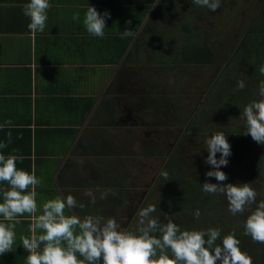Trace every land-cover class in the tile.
Instances as JSON below:
<instances>
[{"label": "crops", "instance_id": "obj_1", "mask_svg": "<svg viewBox=\"0 0 264 264\" xmlns=\"http://www.w3.org/2000/svg\"><path fill=\"white\" fill-rule=\"evenodd\" d=\"M147 1L49 0L45 30L36 34L28 27L17 31L13 10L3 8L0 13V125L12 121V126L0 129V143H8L7 134H12L11 143L0 154L23 156L16 162L17 169L30 174L34 170L42 180L36 187L38 210L34 215L42 214L48 200L68 194L85 207L66 208V216L94 215L117 221L127 211L130 127L125 61L142 54L137 43L149 13L115 64L110 61L111 38L122 27L135 24V10L142 11L140 7ZM90 6L101 14L110 13L103 38L88 33L83 24ZM77 13L79 20H73ZM24 18L28 25L30 19ZM131 81L133 91H138L142 83L138 85L135 77ZM8 189L6 181L0 182V203ZM88 189L96 193L95 204L85 195ZM101 191L109 192L106 199H100ZM18 219L12 251L0 255V264H27L29 253L21 237H31L33 214ZM0 223L13 222L0 216ZM41 234L38 229L36 235ZM77 257L83 259L78 253Z\"/></svg>", "mask_w": 264, "mask_h": 264}, {"label": "clouds", "instance_id": "obj_2", "mask_svg": "<svg viewBox=\"0 0 264 264\" xmlns=\"http://www.w3.org/2000/svg\"><path fill=\"white\" fill-rule=\"evenodd\" d=\"M221 2L222 0H192V3L207 7L212 12L221 7ZM50 8L49 0H29L24 5L23 14L30 19L27 27L32 34L44 32ZM109 18L108 11L101 14L94 6H90L83 24L88 33L103 38L106 20ZM73 20H79V13L73 16ZM126 23L130 25L131 20ZM131 35L132 30L121 32V38ZM259 73L264 76V65L260 66ZM244 87V81L237 85L238 90ZM259 96V101H252L242 110L240 120L244 123V135H251L254 141L264 145V80L259 82ZM10 126L12 121L8 120L0 125V129ZM7 136L8 143H11V132ZM8 143H0V149L7 148ZM205 143L209 153L205 162L214 169L208 171L206 176L215 177L218 183L205 182L202 191L225 195L231 214H243L246 209L256 204L258 192L249 183H222L227 180V174L220 168L227 166L228 157L232 154L231 145L224 133H214ZM217 153L221 154L219 159ZM23 159V156L5 157L0 154V182L6 181L10 185V189L3 192L0 216L5 221L13 222L0 223V255L12 251L16 237L15 228L20 223L18 217L29 213L33 214L34 220L30 226L32 235L30 238L21 237L22 246L29 253L27 264H98L101 260L102 264H217V261L220 264H252V258L239 248L240 241L234 233L223 237L222 246L215 245L220 237V229L210 228L207 232L181 231L171 219L162 223L153 218L151 214L156 211L154 205L138 212L139 235L121 229L115 218L105 219L94 215L83 218L76 215L66 216V208L85 207L72 194L48 200L43 204L42 214L36 216V187L42 184V180L37 178L34 170L30 174L17 169V160ZM161 175L167 180V172H162ZM85 195L90 198V203L95 204L97 197L92 189H88ZM108 195L109 192L101 191L100 199H106ZM195 216L199 218V210L195 212ZM244 228L245 234L250 235L253 241L264 243V200L247 217ZM38 229L43 234L37 236ZM153 233H159V236ZM167 249L171 250V258L166 252ZM77 253L83 257L82 260L78 259Z\"/></svg>", "mask_w": 264, "mask_h": 264}, {"label": "rangeland", "instance_id": "obj_3", "mask_svg": "<svg viewBox=\"0 0 264 264\" xmlns=\"http://www.w3.org/2000/svg\"><path fill=\"white\" fill-rule=\"evenodd\" d=\"M247 7H250V4H240V6L236 8L239 13L234 19L229 15L228 10H225L223 14L215 13L208 18L202 16V14L200 15V13L193 12V20L198 18L202 20V22L197 25V32L203 35V39L205 38V40H208L209 48L216 54L215 64L213 63V65L185 67L179 64H169L168 68L170 69L167 73L169 75L166 77L165 71L168 68L164 69L163 65L159 62L161 52L157 51L153 53L158 49L151 44L147 45L148 52L143 51L141 56H137L136 58L133 57L132 62H125L129 66L135 68L138 66V68H140L136 71L142 83L138 88L141 89L142 87L146 90L145 92L139 91V93H143L142 97L152 94L154 90H157L156 94L160 97H168L169 94L170 96L175 95L174 99L179 101V103L176 104L177 106L175 109H171V113L178 114L179 118H174L173 120V118H166L161 114L160 118L156 119V122H159L160 126L168 132V135H161L160 140H157L148 151L145 150L142 152L139 149H132V146L131 150H128V156L130 158L128 160V168L132 170V174L128 176L130 178L129 186L134 184L137 188L133 186L127 188L125 191V197H127L128 200V216H126V213H121L122 218L117 219V223L121 228H124V226L127 227L126 219H128L129 232L139 235L140 218L138 212L140 211L141 203L143 206L142 208L154 205L156 211L151 215L162 223H167V220L171 219L180 227L181 231L203 230L207 232L210 228L220 229V233L236 231L237 239L247 238L242 240V247L238 245L242 252L247 253L255 260H262L264 257V252L262 250L255 255H251L250 248L246 245L252 240L248 241L251 239V236L245 234V230H242V224L246 222L250 214H246L244 219L242 214L232 215L228 210V201L225 195L215 194L214 198V202L217 201V205L222 210V213L213 206L205 207L208 204L202 203V198H200V200H193L191 197L188 198L187 201H185L186 198L182 201L179 200L181 197H178L179 195H183V190L190 185V182H195L194 179L197 181L204 179L206 182L213 184L218 183L215 177L206 176L208 171L214 169L210 164L205 162L209 155L205 141L217 132L224 133L230 144L234 142V148L231 146L232 154L228 157L229 163L227 166H221L220 168L221 171L227 174V180L222 183L241 184L243 166L246 162L258 168L256 173L250 170L253 183L264 180V170H260L261 168L264 169V145L257 143L252 137H250L251 140L245 141V128L243 121L240 120V116L230 115V112L222 113V111L220 112L218 111L219 109H217L222 108L223 105L228 103V101H226L227 97H231V93L233 92L230 91L231 85H228V83L230 82L229 80L233 79L232 77L235 73L231 71H226V73H224L223 66L235 68L237 65L238 59L235 58L236 60H234L232 58V51L236 46V35L238 36L237 39L240 40L242 38L248 28L246 21L254 15V11L251 10L248 12L246 9ZM187 22H189V20H187ZM259 25V23L255 24V26ZM168 32H171L172 37L165 43L158 44V46L161 47L162 50H166L165 53H172L173 51H177V46L183 40L182 32L179 28L173 31H169V29L168 31L166 29L162 31V33L166 34ZM203 32L205 33L203 34ZM260 43L261 42L255 45L259 46ZM256 49H259L257 52L264 51L260 46ZM147 54H152V58L148 60ZM245 55L248 54H244V56ZM263 56L264 54L260 55V57ZM138 58V61L133 62ZM242 61L246 62V65H244L245 69H240V73L245 76L242 81L245 83V88L250 89L251 87L249 84H252V77H255L256 74L255 71L250 74V70L248 71V68L246 69L247 66L253 68L249 66L247 60L240 59V63H242ZM252 61V66H257V63L254 62V60ZM258 64L259 68L261 64ZM262 64H264V62H262ZM221 77L222 80H220ZM262 80H264V76H262ZM216 81L224 82L222 84V86H224L221 87L223 90L220 87L219 89L213 88ZM149 82L150 84H148ZM172 88L174 92H171L170 89ZM160 91L163 92L162 95ZM209 93L210 95L207 96ZM223 98L224 100H222ZM217 100L222 101L219 102L221 105H215L216 108L211 103H215ZM256 101H259L258 95ZM164 108L167 109V106H164ZM214 108L215 110H213ZM196 110L199 113L196 114ZM190 123L192 124V129L190 130L193 133L186 134L188 137L187 140L182 141V132L185 131L184 129H186ZM220 155V153H217V159L220 158ZM168 164L170 165L168 166ZM136 169H138V171H136V175L138 174V176L135 175ZM162 172L168 173L167 180L161 175ZM153 180H155V187L152 188V186H150L147 188L148 185L152 184ZM149 188L153 189L151 193H154L153 199L151 196L148 197L144 195L141 197L139 195L142 191L146 193V190ZM140 199L142 200L141 203L139 202ZM214 202L212 201V203ZM197 210H199L200 215L205 219H197L195 216ZM182 213L187 215H181ZM218 213H220L218 220L217 218H210ZM210 224L211 226L208 227L207 225ZM153 235L157 236L159 233H153ZM223 237L225 236H220L218 238V245L222 246ZM207 238V235H205V239ZM166 252L171 258V250L167 249ZM217 264H220V261H217Z\"/></svg>", "mask_w": 264, "mask_h": 264}, {"label": "flooded vegetation", "instance_id": "obj_4", "mask_svg": "<svg viewBox=\"0 0 264 264\" xmlns=\"http://www.w3.org/2000/svg\"><path fill=\"white\" fill-rule=\"evenodd\" d=\"M244 4L246 5L247 3L250 4V7H247L246 9L249 11L253 10L254 11V15L251 18H248L247 22V26L248 28L246 29L245 33L248 31V29L250 28V26H255V24L259 23V24H263L264 25V0H222L221 2V7L219 9H217L216 12H212L210 9H208L207 7H202V6H198L194 3H192V0H159L158 4L156 6L153 7V9L151 11H149V17L148 19H146L144 21V24L139 32V39H138V47L141 48L143 51L148 52L149 50L147 49V45L151 44L154 45L155 48H157L159 50L158 44H163L165 43L168 39H170V37H172L171 32H168L167 34H161L162 31H164L165 29L168 31H173L176 28H182L184 29L186 32H188L189 34H196L197 30H198V23H201L202 20L201 18L198 19H192V16H194L193 12H197L200 13V15L202 14V16L205 17H210L212 15H214L215 13H221L223 14V12L225 10H228L229 15H231V17H233V19L236 17V15H238L239 11L238 8L240 6V4ZM182 10V11H180ZM245 11V10H244ZM184 12V13H183ZM183 13V14H182ZM187 20H189V22H187ZM209 24V22H208ZM244 33V34H245ZM244 36H242V38L239 40L237 39L238 36L236 35V46L235 49H233L232 51V55H233V59H246L248 55L244 54H249V55H253L255 56L257 50L256 48H259V46L261 48L264 49V35L262 36H251L253 38V40H260V45L258 47H255L253 44V41L251 39L250 41V45H247L246 47L244 46V49H242L241 52H237V49L239 48V46L241 45V43L243 42ZM194 38L196 39V35H193V38L190 35V38L187 39L188 41V45L186 46L187 48H189L190 50L193 47V44H195L194 42ZM208 40H202L201 43L204 44L206 47ZM183 42V40H182ZM155 50L154 52L158 51ZM206 50V49H205ZM153 52V53H154ZM175 52V51H173ZM260 55L264 54V51H260L258 52ZM148 55V54H147ZM152 58V54L147 56V59H151ZM138 59H135L133 62L138 61ZM232 60V59H231ZM126 61H130L132 62V58L131 59H127ZM125 61V62H126ZM233 61V60H232ZM213 65V64H212ZM199 66V65H195ZM203 66H207L206 64H204ZM126 67V73H127V82H128V87H127V97H126V107H127V114H128V125H129V138H128V150H131V146L132 149H139L142 152L143 151H148L149 149H151L154 145V143L157 140H160L161 135L165 136L168 132L165 131L164 128H162L159 124V122H156L157 118H160L161 114H163L166 118H179L178 114H172L171 109H175V107L177 106L176 104L179 103V101H176L174 99V96H170V94L168 95V97H160L158 96L157 90L152 93V94H148L146 97H142L143 93H139V91H146L145 88L139 89L138 91H133V85H132V79L133 77L136 78V82L139 85V77L138 74H136V71L139 70L140 68H138V66L133 67V66H125ZM187 67H191V66H187ZM223 72L226 73V71H231L232 73H238L239 67L236 65L235 68L233 67H225V65L223 66ZM255 71L254 67H253V72ZM143 75V74H142ZM133 76V77H132ZM222 80V77L221 79ZM215 81V80H214ZM230 82L228 83V85H231V90L233 91L231 93V97H227L228 104L234 103L233 101V95H237L238 94V90H237V86L236 84H234L231 80H229ZM217 82V83H216ZM215 82V86L213 88L215 89H219V87H223L222 84L224 82ZM252 83V81H251ZM250 85V89L246 88V90H250L252 92L253 96H248L246 97L245 101L251 103L252 101H256L257 95L259 100L261 99V97L259 96V85L255 86L252 84ZM175 86V85H174ZM212 89V88H210ZM223 90V88H221ZM245 89V87L243 88V90ZM171 92L173 90L170 89ZM214 91V90H213ZM229 92V91H228ZM228 92H226L227 94H229ZM215 93V92H213ZM210 93L207 95L209 96ZM224 95V94H223ZM255 96V97H254ZM163 99V100H161ZM224 100V98L222 99ZM221 100V101H222ZM221 101H216L215 103H211L212 105H221L219 104V102ZM251 101V102H250ZM164 106H167V109L164 108ZM216 107V106H215ZM217 108V107H216ZM198 109V108H197ZM199 113L196 110V114ZM217 115V114H216ZM215 115V116H216ZM220 115V114H218ZM234 116H239V115H235ZM241 116V115H240ZM195 117V114H194ZM190 125V124H189ZM189 125L187 126L186 129H184L185 131H183V135H182V139H184L183 137L190 133L192 134V131H187ZM168 135V134H167ZM245 141H249L251 140L250 137L251 136H245ZM188 138V137H187ZM187 138H185V140H187ZM146 139V141H145ZM159 142V141H158ZM135 143V144H133ZM232 146V148H234V142L230 144ZM130 159V158H129ZM128 159V160H129ZM170 164H168L169 166ZM258 168L254 165H252L251 163L247 164L244 163L243 166V175L241 177V184L244 183H249L250 186L256 190L258 192L257 198H256V204H253L251 206V208L246 209V211L242 214L243 219L246 217V214H251L252 211L255 210L256 206L259 204L260 201L264 200V180H261L260 182H254L252 181L251 175H250V170L253 172H257ZM168 170V168H167ZM260 170H264V169H260ZM136 171H138V169L135 170V175H136ZM127 176H126V190L129 187H136L134 184L129 186V182H130V178L128 176H130L132 174V170H130L127 167ZM264 175V174H263ZM138 176V174L136 175ZM195 182H190V185L188 187H186L183 190V195H179L178 197H181V199L179 200H184L186 198L185 201H187L188 198H193V200H200V198H202V203H206L208 204L205 207H215L220 213H222V210L220 209V207H218L217 205V201L214 202V198H215V194H208L202 191V185L206 182L204 179H201L200 181H197L196 179H194ZM152 186L155 187V180L152 181V184L148 185V187ZM257 187V189H256ZM149 188L146 190V194L144 191H142L139 195L141 197H143L144 195H147L148 197H152V199L154 198V193H152L153 189ZM217 195V194H216ZM189 196V197H188ZM213 197V198H212ZM219 199V198H217ZM184 201V202H185ZM212 201L214 203H212ZM140 203L142 202V200L140 199L139 201ZM128 204V203H127ZM142 203L140 206V210L142 209ZM133 208V206H132ZM127 212V213H126ZM126 216H128V210L126 211ZM215 214V216H212L210 218H219V215ZM187 214H185L184 216H186ZM241 215V214H240ZM225 217V216H224ZM129 218V217H128ZM199 220L205 219L202 215L199 216V218H197ZM212 219V220H213ZM218 222V221H217ZM126 225L127 227L124 226V228L122 227L121 229L129 231V224H128V219H126ZM208 227L211 226L207 225ZM242 230H245L244 228V223L242 224ZM235 234V237L237 238V233L236 231L234 232H227V233H220V236H227L229 234ZM159 236V235H157ZM244 239L247 238H238L239 241H241V243H239V245L242 247L243 246V241ZM252 240L249 239L248 241ZM215 245H218V239L215 242ZM215 245L213 247H215ZM249 246L250 248V252L251 255L252 254H256L257 252H260L261 250L264 252V243H260V242H255V241H251L248 244H246ZM256 263V264H264V257L262 258V260H255L254 258H252V264Z\"/></svg>", "mask_w": 264, "mask_h": 264}, {"label": "trees", "instance_id": "obj_5", "mask_svg": "<svg viewBox=\"0 0 264 264\" xmlns=\"http://www.w3.org/2000/svg\"><path fill=\"white\" fill-rule=\"evenodd\" d=\"M156 0H149L147 2H145L143 4V6H141L140 8L141 10H135V24H133L132 26L128 27V30H132L133 34L137 33L142 21L144 20L145 16L149 13V11L151 10L152 4L155 2ZM29 0H0V5H6V7H0V13H3V8H9V10H13L11 11V13L16 15V29L17 31H22L23 28L27 27V23L25 24V21L27 18H24V14H23V7L26 3H28ZM9 6V7H7ZM141 16V17H139ZM256 27V28H255ZM180 29V28H179ZM124 30H126L124 27L121 28V30H118V33H114L113 35H116V37L112 36V44H111V51H112V59L110 60L112 64H115L117 62H119L122 57L125 55V53L127 52L131 41L133 39V35L125 37V38H121V32H123ZM182 32V38H183V42L181 41V43L177 46V51L172 52V53H165L166 50H162L161 48H159L158 51L161 52V56H159V62L163 65L164 69H167L170 65H175V64H179L182 66H195V65H212L213 63L215 64V59H216V54L211 50V48H209V42L207 41L206 47H204L205 45L201 43L203 39V35L200 33H196V34H189L188 32H186L184 29H180ZM205 32H203L204 34ZM164 34V33H161ZM191 37L193 38V35H196V39L194 38V42L195 44H193L192 49L190 50L189 48H187L186 46L188 45V41L187 39ZM244 39L243 42L241 43V45L239 46V48L237 49V52H241L242 49H244V46L246 47L247 45H250V41L252 39L253 44H257L260 42V40H253V38L251 36H262L264 35V25L260 24L259 26H250V28L248 29V31L244 34ZM139 39V38H138ZM138 46V44H137ZM255 47H258L256 45H254ZM206 49V50H205ZM157 52V51H156ZM155 53V52H154ZM249 55V54H248ZM236 60V59H234ZM233 60V61H234ZM248 61L249 66L254 67L255 69V77H252V85H259V82L262 80V76L259 73V68H258V63H260L261 65L262 62H264V56L260 57L259 53L256 52L255 56L253 55H249L247 56V58L245 59ZM252 60H254V62L257 63V66H252ZM108 61V60H107ZM251 61V62H250ZM255 63V64H256ZM240 68L238 70V73L233 74V79H231V81L236 84L242 81L245 76L244 74L242 75V73H240V69H245L246 62L242 61V63H240V60H238L237 62V66ZM248 68V69H247ZM168 68L165 71L166 77L168 72H169ZM246 69L249 71L250 74L253 73V68H249L248 66L246 67ZM171 73V71H170ZM246 73V72H245ZM248 75V74H247ZM246 75V76H247ZM150 83V82H149ZM169 90V89H168ZM238 94L237 95H233V101L234 103L231 104H225L222 106V108H217L219 109L218 111H222V113L224 112H230L232 114L235 115H241L242 110L249 104V102L245 101L246 97L248 96H253L252 92L250 90H246V88L243 90H238ZM160 94L162 95L163 92L160 91ZM161 97H166V96H161ZM222 109V110H220ZM215 110V108L213 109ZM190 129H192V124L190 123L187 131H191ZM184 139H182V141H185V138H187V136L185 135L183 137ZM181 215H185L184 213H182ZM193 225H195L194 223H192Z\"/></svg>", "mask_w": 264, "mask_h": 264}]
</instances>
